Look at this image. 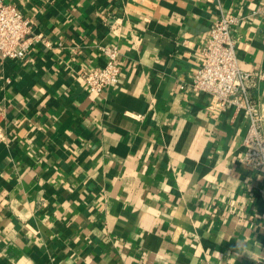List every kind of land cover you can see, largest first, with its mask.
<instances>
[{
	"label": "crops",
	"instance_id": "crops-1",
	"mask_svg": "<svg viewBox=\"0 0 264 264\" xmlns=\"http://www.w3.org/2000/svg\"><path fill=\"white\" fill-rule=\"evenodd\" d=\"M1 1L43 41L0 57V264L264 261L248 121L189 87L220 12L243 18L241 69L264 74V0ZM101 44L118 45L120 78L94 94L80 75L103 67ZM253 95L264 127V78Z\"/></svg>",
	"mask_w": 264,
	"mask_h": 264
},
{
	"label": "built area",
	"instance_id": "built-area-1",
	"mask_svg": "<svg viewBox=\"0 0 264 264\" xmlns=\"http://www.w3.org/2000/svg\"><path fill=\"white\" fill-rule=\"evenodd\" d=\"M211 1L220 6V0ZM252 16L260 17L264 23V3L253 11ZM242 19L227 17L220 12L209 28L189 87L196 93L209 96L222 109L242 114L248 121V128L243 138L241 162L252 171L264 173L263 119L259 102L253 95L264 74L244 71L239 65L232 31ZM33 25L34 21L14 5L0 0L1 59L21 62L33 44L43 41L40 35L33 34ZM97 49L104 59L103 67L83 71L80 75L94 94L116 85L120 78L118 45L101 44Z\"/></svg>",
	"mask_w": 264,
	"mask_h": 264
},
{
	"label": "clouds",
	"instance_id": "clouds-1",
	"mask_svg": "<svg viewBox=\"0 0 264 264\" xmlns=\"http://www.w3.org/2000/svg\"><path fill=\"white\" fill-rule=\"evenodd\" d=\"M242 246L237 245V255H247L248 252L253 250V246L249 243L247 239L241 240ZM257 252H259V249H256Z\"/></svg>",
	"mask_w": 264,
	"mask_h": 264
}]
</instances>
